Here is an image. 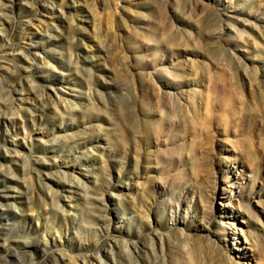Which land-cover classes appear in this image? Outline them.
I'll use <instances>...</instances> for the list:
<instances>
[{
	"label": "rangeland",
	"instance_id": "1",
	"mask_svg": "<svg viewBox=\"0 0 264 264\" xmlns=\"http://www.w3.org/2000/svg\"><path fill=\"white\" fill-rule=\"evenodd\" d=\"M262 262L264 0H0V264Z\"/></svg>",
	"mask_w": 264,
	"mask_h": 264
},
{
	"label": "bare ground",
	"instance_id": "2",
	"mask_svg": "<svg viewBox=\"0 0 264 264\" xmlns=\"http://www.w3.org/2000/svg\"><path fill=\"white\" fill-rule=\"evenodd\" d=\"M231 262V261H230ZM261 264H264L263 262Z\"/></svg>",
	"mask_w": 264,
	"mask_h": 264
}]
</instances>
